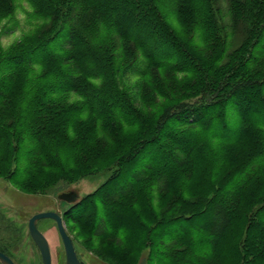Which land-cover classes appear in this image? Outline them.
Masks as SVG:
<instances>
[{"label":"trees","instance_id":"1","mask_svg":"<svg viewBox=\"0 0 264 264\" xmlns=\"http://www.w3.org/2000/svg\"><path fill=\"white\" fill-rule=\"evenodd\" d=\"M30 1L47 23L28 38L27 52L0 59V66H7L0 72V124L6 125L0 139L33 135L38 148L44 136L69 128L74 137L61 149L78 153L70 155L72 162L104 139L122 141L127 164L121 175L140 171L130 174V188L119 200L139 194L153 198L157 187L158 211L150 208L151 219L168 216L171 222L194 221L203 223L201 231H218L221 224L213 228L211 221L226 223L240 200L248 199L256 204V215L255 226L247 230L263 232L255 240L264 260V160L252 168L256 159H264V119H257L264 115V0ZM167 9L180 32L165 20ZM70 16L75 18L70 47L60 57H43L34 69L26 54L41 51ZM195 28L202 30L204 53L191 46ZM139 52L146 58L148 85H138L140 100L151 104L162 96L168 103L164 112L193 100L199 116L172 119L179 124L167 131L171 119L142 117L119 80L138 63ZM232 98L242 118L237 131L227 119H216ZM157 120L163 123L155 130ZM1 149L12 151L10 144ZM40 156L50 169L46 156Z\"/></svg>","mask_w":264,"mask_h":264},{"label":"rangeland","instance_id":"2","mask_svg":"<svg viewBox=\"0 0 264 264\" xmlns=\"http://www.w3.org/2000/svg\"><path fill=\"white\" fill-rule=\"evenodd\" d=\"M221 8L225 14L224 2ZM163 13L168 24L180 32L181 26L175 14L169 9ZM71 18L68 17L67 25L59 27L53 40L49 38L45 41L41 51L26 54L25 61L30 60L34 69H38L37 64L43 57H60L70 47L68 33L75 22V18ZM226 18L222 21L225 25L228 24ZM46 23L35 13L30 0H0V59L27 52L30 49V46H25L30 40L28 38ZM104 35L105 32L100 34L101 38H97L103 39ZM202 40V30L195 28L191 46L203 52ZM156 51H160L159 48L152 52L156 54ZM137 59L138 63L133 69L119 80L142 117L171 119L164 128L167 131L179 124L172 119H195L199 116L201 109L191 106L193 100L184 107H173L166 112L164 109L168 103L162 96L151 104L140 100L138 85H148L144 69L146 58L139 52ZM6 69V65L0 66L1 73L6 72ZM178 75L185 77L183 73ZM152 97V94L149 95L150 99ZM218 112L221 116L216 119H227L231 130H238V119L242 118L233 98L225 102ZM257 119H264V115H258ZM162 123L163 120L155 121V130ZM23 125L21 123L19 127ZM94 125L98 131V122L95 121ZM3 128L6 130V125L0 124V134ZM65 131V134L44 136L38 148H35L36 136L33 135L25 134L18 140L7 136L0 139V245L16 264H40L27 224L32 215L43 211L57 212L62 217L65 231L82 264H264L263 258L258 257L261 243L255 240L256 234L263 232L252 233L247 230L254 225L256 212L252 211L256 204H250L248 199L240 200L229 221H211L213 228L221 224L218 231L212 227L210 231H201L203 223L171 222L168 216L151 219L152 216L147 215L150 208L158 211L157 187L152 189L153 198L148 199L139 194L137 198L125 196L118 199L120 194L126 195L130 188V174L140 171L139 167L133 173L121 175V169L127 164L122 156L127 154L122 149L124 143L117 139L107 141L101 136L105 141L102 146L95 143L72 162L71 156L76 157L78 153L73 149L68 154L61 148L74 135L69 128ZM7 132L12 133L9 130ZM9 144L12 151H2L1 148ZM55 145L60 147L56 148ZM115 148H121V151L114 152ZM31 149L34 151L30 152ZM41 154L51 163L50 169H45L46 163ZM33 155L36 156L34 161L31 158ZM263 160L256 159L252 168H258ZM59 161L64 164L59 166ZM116 172L120 176H116ZM69 191L77 193V201L67 203L58 199L59 194ZM37 228L49 243L52 264H64L63 244L55 221L40 220Z\"/></svg>","mask_w":264,"mask_h":264},{"label":"water","instance_id":"3","mask_svg":"<svg viewBox=\"0 0 264 264\" xmlns=\"http://www.w3.org/2000/svg\"><path fill=\"white\" fill-rule=\"evenodd\" d=\"M58 199L65 201L67 203H74L75 201H77L78 195L73 191H69L59 194ZM49 218L53 219L56 223L57 230L59 232L64 247L65 264H81L75 252L73 243L65 231L60 215L52 211L40 212L34 214L28 221V231L30 237L32 238L34 244L36 245L41 255L42 264H51V256H50L48 242L45 236L37 228L36 223L41 219H49ZM0 261L3 264H13L12 260L1 252H0Z\"/></svg>","mask_w":264,"mask_h":264},{"label":"flooded vegetation","instance_id":"4","mask_svg":"<svg viewBox=\"0 0 264 264\" xmlns=\"http://www.w3.org/2000/svg\"><path fill=\"white\" fill-rule=\"evenodd\" d=\"M62 201V200H61ZM2 211V208L0 207V212ZM43 212H50V211H43ZM53 212V211H52ZM38 213H40V212H38ZM57 213V212H56ZM37 214V213H36ZM1 214H0V218H1ZM33 216V215H32ZM31 216V217H32ZM30 217V218H31ZM61 217V216H60ZM29 218V219H30ZM50 219V218H49ZM41 220H43V219H41ZM50 220H53V219H50ZM61 220H62V217H61ZM29 221V220H28ZM40 221V220H39ZM38 221V222H39ZM54 221V220H53ZM37 222V223H38ZM62 222H63V220H62ZM37 223H36V226H37ZM56 224V223H55ZM0 228H1V219H0ZM27 228H28V224H27ZM1 231V230H0ZM40 231V230H39ZM29 232V231H28ZM41 232V231H40ZM42 233V232H41ZM43 234V233H42ZM30 235V234H29ZM31 238V237H30ZM46 238V237H45ZM32 239V238H31ZM47 240V239H46ZM33 241V240H32ZM48 242V241H47ZM34 243V242H33ZM35 245V244H34ZM48 245H49V243H48ZM36 246V245H35ZM36 249H37V247H36ZM63 249H64V247H63ZM37 251H38V249H37ZM49 251H50V247H49ZM0 252L1 253H3L4 255H6L9 259H11L12 260V262H13V264H16V262H15V260L9 255V254H7V252H5L4 251V249L1 247V245H0ZM38 254H39V257H40V264H42V260H41V255H40V253H39V251H38ZM50 256H51V251H50ZM64 256H65V252H64ZM79 259V258H78ZM80 261V260H79ZM0 264H3L1 261H0ZM51 264H52V256H51ZM64 264H65V261H64ZM82 264V263H81Z\"/></svg>","mask_w":264,"mask_h":264}]
</instances>
